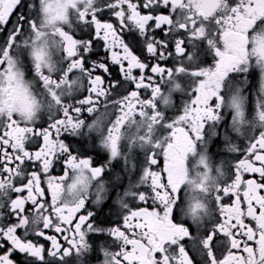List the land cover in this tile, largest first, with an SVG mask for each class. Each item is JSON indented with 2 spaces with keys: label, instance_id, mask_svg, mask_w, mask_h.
I'll return each mask as SVG.
<instances>
[{
  "label": "snow or ice",
  "instance_id": "snow-or-ice-1",
  "mask_svg": "<svg viewBox=\"0 0 264 264\" xmlns=\"http://www.w3.org/2000/svg\"><path fill=\"white\" fill-rule=\"evenodd\" d=\"M0 264H264V0H0Z\"/></svg>",
  "mask_w": 264,
  "mask_h": 264
}]
</instances>
